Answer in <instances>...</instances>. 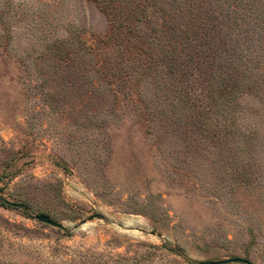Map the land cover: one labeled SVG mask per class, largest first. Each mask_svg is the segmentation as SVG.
<instances>
[{
  "label": "rangeland",
  "instance_id": "rangeland-1",
  "mask_svg": "<svg viewBox=\"0 0 264 264\" xmlns=\"http://www.w3.org/2000/svg\"><path fill=\"white\" fill-rule=\"evenodd\" d=\"M96 1L0 0V264H264V0Z\"/></svg>",
  "mask_w": 264,
  "mask_h": 264
},
{
  "label": "trees",
  "instance_id": "trees-1",
  "mask_svg": "<svg viewBox=\"0 0 264 264\" xmlns=\"http://www.w3.org/2000/svg\"><path fill=\"white\" fill-rule=\"evenodd\" d=\"M94 2V4H97L98 2L96 0H92ZM242 1V0H241ZM107 2L104 0L101 2V4L103 5H100L101 8H106V4ZM110 17V16H109ZM111 18V17H110ZM128 25V24H127ZM127 25L125 26V31H123V34H131V31L129 30V28L127 27ZM127 32V33H126ZM0 207L3 208V209H8V210H14V209H19V210H23V211H26L27 210V207L22 205V204H12L8 201H6L5 199H0ZM180 256L182 255L180 252L178 253ZM226 263V261H222V262H200V263H196V262H193V264H224Z\"/></svg>",
  "mask_w": 264,
  "mask_h": 264
},
{
  "label": "water",
  "instance_id": "water-1",
  "mask_svg": "<svg viewBox=\"0 0 264 264\" xmlns=\"http://www.w3.org/2000/svg\"><path fill=\"white\" fill-rule=\"evenodd\" d=\"M34 220L38 221L41 224L50 226V227H54V228H62L59 224H57L56 222H54L52 219H50V217L46 216V215H36L33 217ZM94 217H89L88 219L83 220L80 225L85 224L88 221H91ZM151 235H154L153 232L150 233ZM159 238L161 237V235H157ZM227 262H240V263H244V264H250L247 261H243L240 259H233L231 261H226Z\"/></svg>",
  "mask_w": 264,
  "mask_h": 264
}]
</instances>
